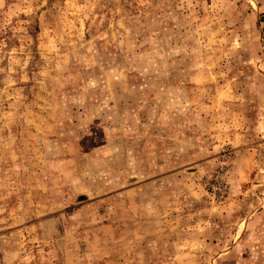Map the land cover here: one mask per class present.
<instances>
[{
    "label": "rangeland",
    "instance_id": "rangeland-1",
    "mask_svg": "<svg viewBox=\"0 0 264 264\" xmlns=\"http://www.w3.org/2000/svg\"><path fill=\"white\" fill-rule=\"evenodd\" d=\"M0 264H264V0H0Z\"/></svg>",
    "mask_w": 264,
    "mask_h": 264
}]
</instances>
